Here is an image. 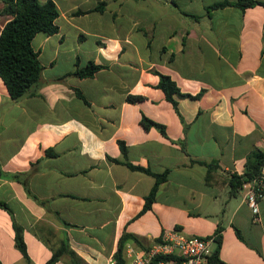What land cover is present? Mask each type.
<instances>
[{"label": "crops", "instance_id": "0c3cea01", "mask_svg": "<svg viewBox=\"0 0 264 264\" xmlns=\"http://www.w3.org/2000/svg\"><path fill=\"white\" fill-rule=\"evenodd\" d=\"M53 1L57 32L32 40L43 65L38 88L12 101L0 77V166L28 173L23 182L0 177V200L23 228L28 255L0 208V264H46L63 245L70 253L53 264H109L124 232L138 242L125 243L128 264L129 249L172 229L212 236L219 225L223 264H264V198L253 220L243 191L230 185L248 154L264 151V5L207 11L222 0ZM3 7L0 0V31L10 19ZM90 61L104 67L75 74ZM156 72L181 92H204L178 97L177 113ZM143 115L165 135L143 128ZM128 163L166 172L148 209L156 177Z\"/></svg>", "mask_w": 264, "mask_h": 264}, {"label": "trees", "instance_id": "16d2710c", "mask_svg": "<svg viewBox=\"0 0 264 264\" xmlns=\"http://www.w3.org/2000/svg\"><path fill=\"white\" fill-rule=\"evenodd\" d=\"M1 1H3L4 3V7L1 10V13L9 15L10 19L6 21L0 31V77L7 87L10 99L12 101H18L25 95H32V93L35 92L40 84L43 65L39 60L38 52L32 46V40L35 35L41 31L49 34L57 32L58 25L56 20L59 15V11L53 0ZM257 4L264 5V1L222 0L208 6L207 11L226 5H233L244 10L247 7H251ZM95 10L101 11L102 7L96 6ZM76 13H82V11L78 10L76 11ZM195 18H197V16H195ZM103 67V65L94 64L92 61H90L85 67L77 69L75 71V74L80 77H91L96 71ZM156 73L159 76L157 87L164 92L166 99L173 104V107L177 113L178 97L199 98L204 92V90H201L196 94L181 92L176 82L169 75L160 72ZM142 98V96L138 95L126 96V100L128 102H136L141 100ZM140 123L145 129L155 127L165 135V128L163 125L147 118L144 115L141 117ZM120 148L123 152H125V146L123 142H120ZM203 164H205L208 169H210L211 166H216L215 163ZM263 164L264 151L258 148L253 149L247 156L245 172L241 176L235 174L231 176V192L234 193L235 190L241 188L243 181L252 180L253 178L257 177L260 174ZM128 166L132 169H139L147 173H151L150 170L142 168L140 166H135L130 163H128ZM27 174V172L5 173L0 166V177H9L23 182L24 180H22V178ZM151 174L156 177V183L145 198L143 210L150 207L154 198V192L159 182L166 176V172H164L163 174ZM0 208H3L10 214L15 233V245L21 252L23 257L28 259L26 245L23 238V228L14 219L13 213L7 203L0 200ZM221 230L222 227L219 225L215 233L211 236L214 240V248L210 256L207 258L205 264H223V262L219 258ZM128 240H133L138 243L137 239L132 234L124 232L118 240L117 250L113 255L116 264H126L123 249L126 241ZM159 240L160 238L156 239L155 242ZM65 251L69 252L67 246L63 245L60 249H57L53 252L52 256L47 260L46 264L55 263ZM75 264L81 263L76 261Z\"/></svg>", "mask_w": 264, "mask_h": 264}, {"label": "built area", "instance_id": "2783aa9c", "mask_svg": "<svg viewBox=\"0 0 264 264\" xmlns=\"http://www.w3.org/2000/svg\"><path fill=\"white\" fill-rule=\"evenodd\" d=\"M240 189L253 212V220H258V203L264 198V164L260 174L252 180L243 181ZM213 248L211 236H187L178 229H172L148 247L129 249L128 264H205ZM109 264H116L114 258Z\"/></svg>", "mask_w": 264, "mask_h": 264}]
</instances>
